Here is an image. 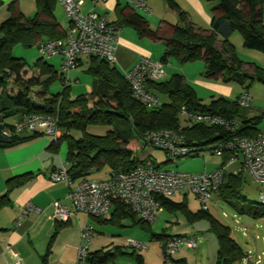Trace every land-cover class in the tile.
<instances>
[{"label": "trees", "instance_id": "1", "mask_svg": "<svg viewBox=\"0 0 264 264\" xmlns=\"http://www.w3.org/2000/svg\"><path fill=\"white\" fill-rule=\"evenodd\" d=\"M167 1L178 13L177 23L165 21L153 29L146 17L128 4L119 9L120 18L114 22L121 27H132L140 37L163 41L166 48L160 60L162 63L170 57L181 63L202 58L205 64L203 76L206 79L237 82L246 88L248 79L251 82H264V69L255 66L253 73L242 70V61L229 41V36L238 32L244 47L264 52V0H208L216 2L211 9L209 34L201 33L187 19L184 11L171 0ZM56 3L57 0H35L36 11L31 16L17 11L11 3L10 15L0 22V147L13 146L41 133L35 130L29 136L23 135V132L6 135L4 129L14 124L5 122L6 118L15 113L20 114L18 121L31 114L54 115L61 128V136L56 141H50L49 146L57 149L65 144L66 172L75 183L88 179L92 170L100 171L106 167L108 175L114 171L125 172L133 169L137 163L150 159V150L141 156L138 153L146 145L152 146L144 140L145 135L152 130L179 131L184 136V143L194 148L195 152L203 147L211 150L216 142L234 136L259 133L255 124L264 118V112L260 117L246 119L245 113L249 106H240L237 99L230 100L223 96L204 103L180 73H174L165 80L147 83L148 91L159 100L157 105L149 107L132 96L128 82L116 66L96 56H90L86 69V73L93 78L91 91L70 97L69 83H64L62 73L56 71L52 64L44 61L38 70H28L22 58L12 55L14 44L30 47L65 36L66 30L55 16ZM217 36L222 41L220 49L215 46ZM56 78L61 80L63 87L61 91L50 94L47 83ZM182 106L189 110L221 114L239 123L234 131L221 125L191 123L179 114ZM252 120L254 123H251ZM90 123L108 124L110 129L103 135L92 134L87 130ZM223 158L225 161L226 156ZM239 191V172L225 173L219 198L238 213H248L254 217L264 215V203L247 201L239 195ZM159 201L161 207L182 208L191 218L208 220L209 231L215 235L218 244L214 264H235L245 255L231 236L230 227L217 220L208 210L200 208L195 213L190 212L185 202H175L170 197L159 198ZM113 205L115 208L107 223L120 225L123 218L130 216L135 224L150 228V222L137 218L126 205L119 202ZM100 220L97 218V221ZM155 236L161 243L172 235L162 232ZM119 257L134 259L136 264H147L137 249L128 245H111L89 251L86 264H117ZM45 260L43 257L41 264H45Z\"/></svg>", "mask_w": 264, "mask_h": 264}, {"label": "built area", "instance_id": "2", "mask_svg": "<svg viewBox=\"0 0 264 264\" xmlns=\"http://www.w3.org/2000/svg\"><path fill=\"white\" fill-rule=\"evenodd\" d=\"M100 1L105 0H92V3L95 5ZM121 1L138 11L150 13L146 0ZM57 2L69 19L65 36L42 41L37 44V49L42 56L61 58L59 72L64 77V83H70L69 72L78 66L79 57L82 55L96 56L114 63L121 26L92 9L83 11L84 0H57ZM122 73L136 100L149 107L159 103L157 97L148 91L147 83L158 82L165 78L166 73L161 61L142 56ZM237 102L243 107L250 106L252 102L250 94L244 91L238 96ZM179 114L191 123L221 125L229 131H234L239 123L236 119L221 114L189 110L185 106L180 108ZM35 130L48 136L50 141H56L61 136L57 117L40 113L26 116L11 127H6L3 133L6 135L33 133ZM144 140L147 144L166 151L170 160L195 152L194 148L184 143V136L176 130H152L145 135ZM211 152L219 157L226 156L225 162L213 171L185 172L176 168L163 169L147 159L137 163L130 171H114L104 179H83L75 183L67 174L64 163L53 170L52 180L64 182L69 187V205L58 200L53 201L51 217L67 221L71 216L82 212L90 217L102 218L109 214L114 202H119L129 207L140 219L151 222L161 209L159 198H168L176 193L193 194L201 209L206 210L212 198L219 195V189L224 181V165L236 160L242 164L254 181L262 185L259 201L264 203V134L234 136L231 139L218 141L211 147ZM31 209L33 205L30 202L24 204L19 218ZM93 234L94 228L91 223L87 222L80 227V242L76 258L71 264H86ZM126 245L136 249L145 246L144 243L132 239H128ZM183 246L195 248V236L172 235L161 242L166 258H173ZM261 258L262 256L247 254L239 262L248 264L253 259L254 264H261ZM9 264L21 263L16 261Z\"/></svg>", "mask_w": 264, "mask_h": 264}, {"label": "crops", "instance_id": "3", "mask_svg": "<svg viewBox=\"0 0 264 264\" xmlns=\"http://www.w3.org/2000/svg\"><path fill=\"white\" fill-rule=\"evenodd\" d=\"M171 1L180 10L186 13L187 19L191 21L196 28L200 29L201 33H210L211 9L215 6V1ZM11 3L17 11L22 12L25 16H31L36 11L35 0H0L1 21L10 15L11 11L9 5ZM56 4H58V2ZM124 5L125 3L121 0H105L95 5L92 3V0H84L83 11L92 9L99 14L105 15L110 21H117V19L120 18L119 9ZM146 5L150 9V13H144L148 14L146 19L151 28L154 29L162 25L165 21L170 23L178 22V13L174 8L169 6L167 0H146ZM68 26L69 23L63 28L66 29ZM235 33L236 32L229 36V41L234 46L236 55L242 61V70L253 73L255 66L264 69V53L244 47L241 35H234ZM152 46L154 49L151 48ZM215 46L219 49L222 46V41L218 36L216 37ZM165 47L166 44L163 41H153L140 37L132 27L123 25L116 43L115 61L110 64L116 66L120 72H123L130 68L142 56H147L154 61H160ZM154 51H158V53L154 54ZM241 55L245 58H241ZM57 58L58 63H60L61 58L58 56ZM89 63L90 56L82 55L79 57L78 68H74L69 72V78L71 80L69 85L72 83V79L76 82L80 79L84 80L83 93L91 91L93 78L86 73ZM53 66L57 71L55 65ZM163 66L166 73L163 79L165 80L168 79L169 75L166 68L167 66L164 63ZM175 69L176 68L173 69V74L180 73L187 82V75ZM209 81L200 79L195 80V82L203 84L209 91L210 100L218 96L236 100L244 91L249 93L245 85H241L243 88L237 91L233 85H229L230 82L224 83L221 81V83L218 80L215 82ZM195 92L198 95L196 90ZM250 96L251 100H253L251 94ZM198 97L204 102L200 95H198ZM262 112H264V106L254 107V103L253 105L250 104L245 113V118L260 117ZM19 118L20 114L15 113L13 116L6 118L5 122L13 124L17 122ZM251 123H254V121L252 120ZM255 126L258 127L259 133L264 134V118H260ZM31 134V132H23V135L26 136ZM42 136L43 135L40 133L37 137H29L23 142L13 146L0 147V264H9L10 262L16 261H20L21 264H41L43 257L46 259L45 264H71L76 258V251L80 242V227L87 222L91 223L93 227L94 222L98 224H110L109 222L107 223V221L115 205L111 206L107 216L100 218L106 220L105 222L102 220L97 221V217H90L82 212L71 216L67 221L56 220L51 217V203L53 201L58 200L63 204L69 205V187L64 182H55L52 180L53 170L66 163V146L65 144H61L59 148L55 149L49 146L50 141H45L41 138ZM239 166H241V169H244L241 163ZM204 170L207 171V169ZM107 175L108 172L105 178ZM15 181L19 182L16 183ZM176 194L184 196V200L182 201L187 205L185 197L188 194ZM214 197L219 198V195ZM27 202L33 205V209L19 218L20 210ZM165 208L175 209L169 206H162L159 211ZM206 210L210 212L209 206ZM189 211L191 212V210ZM124 220H129L131 224H135L130 216H126V218H123L121 221ZM190 229L191 226H188L181 232L172 231L168 234L187 236L190 235L188 233ZM207 230L209 231V224ZM126 242L127 241H109V243L101 246V248L111 245L124 246ZM186 248L188 249V247ZM97 249L100 248H95L94 250ZM187 249H185L186 251H180L178 257L173 258V260L178 264H185L189 259ZM215 260L216 253L207 264H214Z\"/></svg>", "mask_w": 264, "mask_h": 264}, {"label": "rangeland", "instance_id": "4", "mask_svg": "<svg viewBox=\"0 0 264 264\" xmlns=\"http://www.w3.org/2000/svg\"><path fill=\"white\" fill-rule=\"evenodd\" d=\"M140 13L143 16L148 17L147 13ZM55 16L62 27H65L69 23V19L59 4H56ZM262 17H264V14H262ZM236 34L239 35L238 32H236L234 35ZM151 48H153V46ZM154 52V54L158 53V51ZM12 55L22 58L26 62L28 70H38V66H40V64L45 61L55 65L57 71H60V63H58V58L42 56L37 49V45L28 47L20 43L14 44L12 47ZM241 58L245 57L241 55ZM164 64L167 66L166 68L169 75L168 78H170L173 74L174 68H176L175 70H178V72H184L188 77L187 83H189L197 91L198 95L203 98L205 103L210 101L209 91L203 84L197 83L195 80H210L209 82H215L218 80L221 82L219 78L206 79L203 76L205 64L202 58L191 62L181 63L176 58L170 57L164 62ZM77 68L78 67H76V69ZM42 78L45 79V76L43 75ZM47 85L50 94H55L61 91L63 87V84L59 78L48 82ZM229 85H233L237 91L243 88L237 82H230ZM246 85V89L253 97L251 105L254 103V107L264 106V82L259 80H254L251 82V80L248 79L246 81ZM69 91L70 97L72 98L79 94H83L84 80L80 79L78 82H76L72 79ZM159 98L164 100V97L161 95H159ZM109 129L110 125L108 124L90 123L87 126V130L90 133L96 135H103ZM41 138L47 142L50 141L48 136L43 135ZM149 150L150 153L148 154V157L153 160L156 166L163 169L176 168L185 172H201L204 171V169H207V171H213L225 162L222 156H216L207 147H203L201 150H198L192 154L180 156L174 160H169L163 149L154 146L149 147L146 145V148L144 147V150L138 153V156L146 154ZM239 164L240 163L238 160L233 163H226L224 165L225 173L231 174L239 172V195L246 198L247 201L258 202L260 199L262 185L254 181L246 170L241 169ZM106 173V167L102 168L100 171L92 170L88 175V179L100 180L105 178ZM170 198L176 202L184 200V196H181L180 194H175ZM185 198L188 209L191 210V212L195 213L201 208L199 202L196 200V198H194L193 194H188ZM208 206L210 212L217 220L230 227L231 236L239 243L245 255L250 254L252 256H262L261 264H264V215L254 217L248 213H238L232 208V206H230V204L217 197H214ZM208 224L209 222L205 218L189 217L187 212H185V209L182 208H175L174 210L165 208L162 211H158L156 219L151 221V226L149 229L138 224H131L129 220L121 221L120 225L104 223L98 224L94 222L95 229L89 248L90 250H94L95 248H101V246L109 243V241L122 242L132 239L145 244V246L142 248L137 249V252L142 255L144 261L147 264H178L173 260V258L178 257V253L182 250L184 251L187 248L183 246L173 258H166L161 247V240H159V238L155 235L162 232H181L185 229V227L191 226V229L188 231L190 235L187 236H195L197 247L187 249L189 259L186 263L207 264L212 256L215 255L217 247V239L215 235L207 230ZM243 228L246 230H243ZM116 263L136 264L134 259L128 257H119L116 260ZM235 264L241 263L238 261ZM248 264H254L253 259L250 260Z\"/></svg>", "mask_w": 264, "mask_h": 264}]
</instances>
